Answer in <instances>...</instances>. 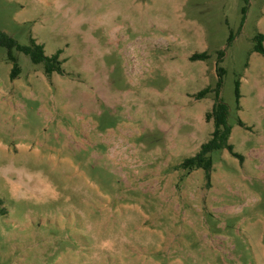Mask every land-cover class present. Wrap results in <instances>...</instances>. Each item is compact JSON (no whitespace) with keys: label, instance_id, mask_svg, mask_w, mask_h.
I'll return each instance as SVG.
<instances>
[{"label":"rangeland","instance_id":"obj_1","mask_svg":"<svg viewBox=\"0 0 264 264\" xmlns=\"http://www.w3.org/2000/svg\"><path fill=\"white\" fill-rule=\"evenodd\" d=\"M0 30L64 70L0 46V264H264V0H0ZM217 68L243 159L207 179Z\"/></svg>","mask_w":264,"mask_h":264},{"label":"trees","instance_id":"obj_2","mask_svg":"<svg viewBox=\"0 0 264 264\" xmlns=\"http://www.w3.org/2000/svg\"><path fill=\"white\" fill-rule=\"evenodd\" d=\"M232 38L230 37L229 41ZM253 51L264 56V34L259 33L254 39ZM0 46L7 49L8 60L13 63L11 69L10 77L12 80L18 78L21 73V67L18 64L17 56L15 52L23 53L28 56L32 63L34 64H44L45 74L51 76L53 73L63 74L64 70L62 68V61L59 60V55L61 51L51 57L46 56L44 52V46L37 43L34 38H31L30 44L21 45L13 37L9 36L7 33L0 30ZM219 58L221 61L222 55ZM209 56L206 52L201 54H195L192 56V60H206ZM222 68H217V73L219 81L216 90V102L210 112L206 114V120L208 122L212 121L214 129L211 133L210 139L201 146L200 151L192 157L185 159L182 163V167L185 170L195 171L202 169L205 172L206 178L210 179L212 167L214 164L213 153L216 151L228 150L236 158L243 159V156L233 152V145L230 143V136L232 133L233 125L230 123V108L227 104L220 100L219 92L222 85ZM210 88H206L201 91L198 95L199 98H204L208 93H210ZM235 96H236V109H240V80L236 81L235 85ZM237 124L240 126H245L241 119L237 120Z\"/></svg>","mask_w":264,"mask_h":264},{"label":"flooded vegetation","instance_id":"obj_3","mask_svg":"<svg viewBox=\"0 0 264 264\" xmlns=\"http://www.w3.org/2000/svg\"><path fill=\"white\" fill-rule=\"evenodd\" d=\"M177 183H178V182H177ZM179 185H180V184L178 183V187H179Z\"/></svg>","mask_w":264,"mask_h":264}]
</instances>
